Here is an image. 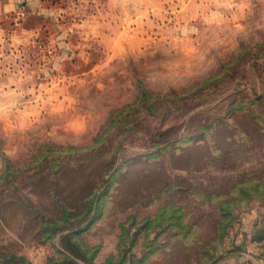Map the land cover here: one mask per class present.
Segmentation results:
<instances>
[{
	"label": "rangeland",
	"instance_id": "374dc122",
	"mask_svg": "<svg viewBox=\"0 0 264 264\" xmlns=\"http://www.w3.org/2000/svg\"><path fill=\"white\" fill-rule=\"evenodd\" d=\"M264 258V0H0V264Z\"/></svg>",
	"mask_w": 264,
	"mask_h": 264
},
{
	"label": "crops",
	"instance_id": "0c3cea01",
	"mask_svg": "<svg viewBox=\"0 0 264 264\" xmlns=\"http://www.w3.org/2000/svg\"><path fill=\"white\" fill-rule=\"evenodd\" d=\"M216 264H264V258L250 260V257L247 255L240 254H231L227 258L223 259L221 262Z\"/></svg>",
	"mask_w": 264,
	"mask_h": 264
}]
</instances>
